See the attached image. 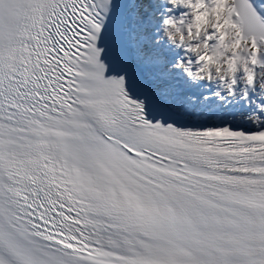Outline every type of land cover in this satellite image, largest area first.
<instances>
[{"label":"snow or ice","instance_id":"obj_1","mask_svg":"<svg viewBox=\"0 0 264 264\" xmlns=\"http://www.w3.org/2000/svg\"><path fill=\"white\" fill-rule=\"evenodd\" d=\"M0 264H264V0H0Z\"/></svg>","mask_w":264,"mask_h":264}]
</instances>
